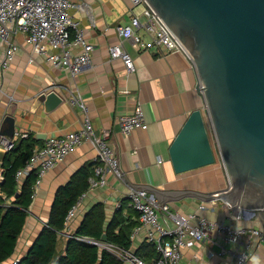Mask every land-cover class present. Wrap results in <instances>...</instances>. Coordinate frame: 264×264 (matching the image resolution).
Masks as SVG:
<instances>
[{"label": "crops", "instance_id": "1", "mask_svg": "<svg viewBox=\"0 0 264 264\" xmlns=\"http://www.w3.org/2000/svg\"><path fill=\"white\" fill-rule=\"evenodd\" d=\"M74 1L90 6V17L84 11L72 10L87 41L93 45L88 65L72 75L68 69L53 66L41 55H34L30 62L31 48L19 33L15 38L20 49L8 70L0 73V125L4 116L11 112L16 132L44 136V139L34 137L39 145L50 136L78 131L87 114L96 133H107L109 144L125 173L124 180L109 174L105 186L87 192L76 215L60 233L58 252L64 253L68 235L73 234L85 213L98 203L104 206L107 221L118 209H121L124 224L138 221L137 212L127 197L129 190L138 188L146 189L181 213L195 212L230 225L263 229V208L241 210L237 217L239 214L235 215L223 199L209 197L228 186V177L217 152L212 164L180 173L173 169L169 156L172 141L193 110H206L192 60L180 50L167 53L136 49L124 40L122 45L135 65V69L128 72L121 58H110L109 46L119 42L117 24H127L133 14L144 19L142 7H132L130 0ZM77 51V47L72 49V52ZM51 90L62 97V102L46 112L44 103L36 104L35 98L40 92ZM70 94L82 98L85 110L68 103ZM137 104L142 105L148 126L124 134L120 130L119 117L133 113ZM6 153L0 151V173L4 170L2 161ZM95 156V148L84 142L43 175L10 260L19 259L26 253L47 222L58 188L69 182L81 168H94ZM118 203L120 207H117ZM200 204H205V209H199ZM249 237L245 236L242 241ZM250 239L246 264H250L252 255L258 256L264 264V240L260 241L257 236ZM143 242H146L143 234H139L131 241V247L136 252ZM221 248L226 252L219 254ZM238 248L241 246L225 243L221 234L214 231L207 240L185 247L180 264H234V253Z\"/></svg>", "mask_w": 264, "mask_h": 264}, {"label": "built area", "instance_id": "2", "mask_svg": "<svg viewBox=\"0 0 264 264\" xmlns=\"http://www.w3.org/2000/svg\"><path fill=\"white\" fill-rule=\"evenodd\" d=\"M130 2L132 7H142L141 13L144 19H140L138 14H133L127 24L116 25L119 42L109 46L110 58H121L128 72L135 69L131 54L122 45L124 40L136 49H155L167 53L180 50L187 55L180 41L147 0H130ZM73 9L84 11L90 17V6L85 2L0 0V73L8 70L16 52L20 49L15 38L19 33L24 36V42L31 48L30 62L34 60V55H41L55 67L68 69L72 75L79 73L91 62L93 45L87 41L84 29L72 13ZM74 47H77V52H72ZM67 101L70 105L79 106L85 110L83 100L79 95L70 94ZM119 125L124 134H129L137 128L146 129L148 122L142 105L137 104L133 113L120 116ZM27 136L26 132L16 131L11 139L0 135V151L11 150L17 138ZM84 142L90 143L95 148L96 163L93 173L88 177L87 189L67 210L66 225L76 215L80 201L87 195V192L105 186L109 174L119 180L125 179V173L109 144L107 133H96L86 114L83 126L78 131L46 138L43 144L33 148L28 160L14 173L18 187L24 177L34 171L36 179L31 195L34 198L43 175ZM2 180L3 172L0 173V182ZM127 197L137 212L139 221L131 229L129 239L132 241L137 235L143 234L144 241L154 244L157 257L151 262H147L136 254L131 246L124 248L105 239H95L89 236L70 234L68 237L94 244L99 250H105L122 260L123 264H180L185 247L207 240L209 234L214 231L221 234L225 243L241 246L234 253V264H246L248 259L243 260L242 258L249 257L250 237L257 236L260 241L264 240V228L230 225L195 212L181 213L171 209L167 202H160L152 193L143 188L129 190ZM117 207H120V203ZM199 209H205V204H200ZM239 216L240 213L237 217ZM245 236L250 237L242 241ZM224 252L226 250L221 248L219 254ZM18 261V258L14 259L13 264Z\"/></svg>", "mask_w": 264, "mask_h": 264}, {"label": "water", "instance_id": "3", "mask_svg": "<svg viewBox=\"0 0 264 264\" xmlns=\"http://www.w3.org/2000/svg\"><path fill=\"white\" fill-rule=\"evenodd\" d=\"M147 1L192 60L206 109L193 110L172 141L174 171L212 164L218 151L228 186L209 197L223 199L235 215L264 209V0ZM41 102L48 112L62 97L40 92ZM14 132L10 112L0 135Z\"/></svg>", "mask_w": 264, "mask_h": 264}, {"label": "trees", "instance_id": "4", "mask_svg": "<svg viewBox=\"0 0 264 264\" xmlns=\"http://www.w3.org/2000/svg\"><path fill=\"white\" fill-rule=\"evenodd\" d=\"M37 142L31 135L16 140L15 146L7 151L2 161L4 170L3 180L0 182V264H13L10 259L27 222L36 175L31 171L17 187L14 173L28 160ZM92 173L93 168L83 167L69 182L58 188L47 222L42 225L26 253L15 264H123L122 260L111 253L99 250L94 244L80 242L74 237H68L63 254L58 252L60 233L66 228L67 210L87 189L88 177ZM138 223L139 221H131L124 224L121 209L107 221L104 206L98 203L85 213L73 235L105 239L130 248L129 233ZM117 227L119 230L115 231ZM136 254L147 262L157 257L154 244L148 242H143Z\"/></svg>", "mask_w": 264, "mask_h": 264}, {"label": "clouds", "instance_id": "5", "mask_svg": "<svg viewBox=\"0 0 264 264\" xmlns=\"http://www.w3.org/2000/svg\"><path fill=\"white\" fill-rule=\"evenodd\" d=\"M242 259L244 260V259H248V258L247 257H243ZM250 264H262V261H261V259L258 256L252 255L250 257Z\"/></svg>", "mask_w": 264, "mask_h": 264}, {"label": "rangeland", "instance_id": "6", "mask_svg": "<svg viewBox=\"0 0 264 264\" xmlns=\"http://www.w3.org/2000/svg\"><path fill=\"white\" fill-rule=\"evenodd\" d=\"M212 137H213V135H212ZM215 149H216V147H215ZM216 151H217V149H216ZM217 158H218V160L222 163L221 156H220V154H219L218 151H217Z\"/></svg>", "mask_w": 264, "mask_h": 264}]
</instances>
